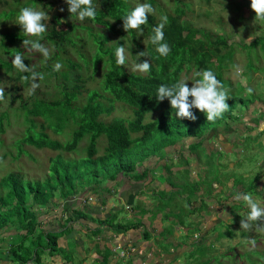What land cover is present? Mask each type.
<instances>
[{
    "label": "trees",
    "instance_id": "obj_1",
    "mask_svg": "<svg viewBox=\"0 0 264 264\" xmlns=\"http://www.w3.org/2000/svg\"><path fill=\"white\" fill-rule=\"evenodd\" d=\"M10 1L14 8L7 11L0 9V24L11 16L18 15L23 7H39L40 5L46 12L50 11L54 0ZM59 1L64 2L66 14H63V19L68 28L59 31V37L48 30L41 40V43L49 45L52 50L51 58L47 62L42 58L43 61H40V64L37 63L36 72L44 74L45 83L43 82L34 94H29L24 100L21 92L27 86L30 87V82L22 77L30 76L31 73H22L16 69V78L22 82L20 85H6L8 88L6 87L5 92L12 93L14 98L12 101L18 100L19 105L16 108H8L9 111L8 109L0 111V133H3L5 127L10 126V119L14 117V112H21L25 129L23 136L14 140L17 157L26 153L22 150L23 146L57 153L48 160L46 172L41 178H26L25 174L16 171H9L4 176H0V231H5L7 227L14 228L19 235L18 240H15L17 244H9L6 254L0 251V256L5 255L16 264H36L39 262L40 255L45 252L48 255L61 253L57 246V239L63 235L64 230L37 231L41 222L38 209L44 208L53 195L57 194L61 200L67 201L86 188L103 189L101 185L105 179H114L120 170L125 173L131 172L133 165H139L144 158L174 144L178 145L187 137L197 138L198 141L189 148L193 154L199 155L201 141L205 136L207 137L209 131H216V126H220L221 131L229 130L230 127L228 128V124L225 123L235 118L240 109L245 111L248 108L242 105L241 99L237 98L238 103H236L232 97V100L227 101L228 111L215 121L209 122L205 115L196 109H192L195 120L179 119L175 116V110L171 109L167 99L157 100L158 87L162 84L175 83L180 79L181 73L193 71L195 74L197 71L210 69L215 72L217 78H220L222 71H227L229 64H233L234 48L231 44L228 45L223 35L194 27L186 21L182 22L185 12L190 11L187 4L175 5L170 10L171 13H167L156 0H138L140 3H150L156 13L149 14L140 35L137 31L129 30L126 33L123 29L121 18L135 7L131 5L130 0H93L97 8V16L94 20L86 18L83 21L68 12L65 0L57 2ZM3 5H7V0H0V7ZM235 6L238 9L241 3L236 2ZM17 7L19 11H15ZM164 15L168 17V23L163 29L164 41L171 49L166 57L160 56L155 50L156 45L150 41L153 35L152 29L161 22L160 17ZM50 21L61 27L57 16L51 15ZM0 37L3 38L0 41V68L4 70V73L14 68L11 61L17 50L23 53L24 63L30 68L34 67L31 64L33 62L31 57L40 53L28 51L22 47V40L35 39L34 37L26 36L21 30L12 32L2 27H0ZM112 37H118V39L110 43ZM252 41L250 46L259 43L264 46V40L262 43ZM118 46L130 48L129 52L132 56L145 52L146 55L137 58L136 62L149 60L150 71L147 73L128 71L125 65L123 67L117 65L115 50ZM240 47L244 50L245 45L241 44ZM71 51L77 55L83 68L72 61ZM212 59L213 62H211ZM57 62L61 63L65 70L62 67L61 72L55 71L54 65ZM214 62L215 65H213ZM249 64L250 62L246 66ZM220 65H224V69L217 71ZM75 67L85 70L86 77H75L68 87L66 84L69 78L68 73L76 69ZM95 79H97L98 89L85 90L86 82ZM49 80L51 84H54L55 93L50 100L44 101V98L39 99L37 94L43 86H47ZM194 80L193 75L191 81L194 82ZM12 81L17 80L12 78ZM36 82L40 83L39 80ZM12 101L5 100L8 106H12ZM257 102L259 101L254 103ZM114 103L129 109L131 116L103 120L102 117L112 113ZM148 113H158V116L153 121L143 123L144 116ZM35 117H41L43 121L36 123L32 119ZM227 118L229 119L226 120ZM50 119L53 121L50 122ZM48 130L54 135H62L65 138L64 141L49 137ZM101 137L105 140V146L102 147V153L97 154V142ZM83 139H86V144L82 157L63 158V154L75 151ZM203 145L202 152L214 154L206 143ZM241 149L243 151L246 148L241 146ZM241 154L242 152L237 155L239 161ZM246 160L248 162L250 156ZM125 165L126 168H123ZM213 204L222 207V203L219 204L218 200ZM226 208L228 217L231 208ZM112 214L115 213L112 212ZM242 217L246 218L245 215ZM180 218V216H174V223L181 222ZM209 229L206 234L209 233ZM253 229L255 230V225ZM188 231L184 235L188 241L185 240L182 243V246L189 249L184 252L185 255L193 259V264H209L210 261L206 260L204 255L200 261L194 258L196 250L192 245L200 246L199 249L202 250L203 242H205L198 237L200 234L196 239H192L193 232L199 233L200 229L194 226ZM232 236L231 232H226L215 241Z\"/></svg>",
    "mask_w": 264,
    "mask_h": 264
},
{
    "label": "rangeland",
    "instance_id": "obj_2",
    "mask_svg": "<svg viewBox=\"0 0 264 264\" xmlns=\"http://www.w3.org/2000/svg\"><path fill=\"white\" fill-rule=\"evenodd\" d=\"M57 1L58 0H54L52 2L51 10L47 11V13L49 17L51 15L57 16L58 22H60L61 27L59 28L56 25V23H52L49 19L48 21L49 25L47 31L50 30L54 35L59 37L58 32L59 31L61 32V30H66L68 27L65 24L66 21L63 19V14L64 13L66 14L65 12L66 8L64 6V2L61 1L57 2ZM156 1L160 5V7L167 13L168 12L171 13L170 10L175 5H180L181 3L187 4L189 6L190 11L185 12L184 17H182V22L185 23L186 21L189 24L193 25L194 27L204 28L214 34L217 33L221 34L226 38L228 45L231 44L233 46L234 48V52L232 55L233 64H229L228 70L222 71V73L220 74V78L217 79H219L226 87L230 89L231 100L232 97H234L233 101L238 103L237 98L241 99L242 105L248 107L250 111V114H248L247 110H245V113L248 114L249 118L251 119H247V118L242 119L240 113L239 115H236L238 116L236 124L234 123L230 124V120H228V125H227L228 128L234 127L235 129L242 131L241 134L243 135L244 133H248L249 134L248 136L250 137L248 139H241L242 141H240L241 142L240 145L246 149L242 151V154L240 155L241 160L239 162L233 163L234 162L233 160H235V158L233 157L231 158L230 156L222 158L219 155H214L213 153L208 154V156L212 155L217 159L219 158V160H217L218 165H225L227 169L229 165L231 166L234 165V167L241 165L242 168L235 169L234 167H232L231 169H229V171H225L221 166H207V168H205L203 175L207 178V181L210 183L214 182V184L223 183V185L225 184L228 185V187H224V189L221 191L225 196L227 195L226 194L227 192H230L233 189H235V191H240L242 185L244 191L253 190L254 188L258 189L256 193L252 194L253 198L256 199L257 201L264 202V132H262L261 134H259L258 132H254V128L252 127V124L248 126H244L242 122V121L244 122L250 121V123H252V121L254 120L255 129L264 131V46L260 43L250 46L252 40H253L252 42L255 41L257 42L261 41V43L263 42L264 21L255 20V14L252 12L250 8V0H247L248 2L246 6H243V2H241L242 0H209L208 2H205L204 0H156ZM239 1L241 3V7L236 9L235 3ZM11 2L12 1L7 0V5L1 6L0 9L4 11L13 9L14 5ZM130 2L132 6H136L137 4H140L138 0H130ZM15 11H19V7H17ZM153 14L155 15L156 13L154 12ZM16 21H17V15H13L7 21L1 23L0 27L12 32H18L19 30L22 31L20 26L16 24ZM45 23H47V21H45ZM2 33L6 34V32H2ZM116 39H118V37H112L110 43ZM241 44L245 45L244 50L242 47H240ZM46 47H49L51 49L49 45H47ZM125 48L130 49L126 46ZM70 55L72 61L75 64L77 63L78 65H80L81 68H83L77 58V55H74L72 51L70 52ZM31 58L33 61L31 62V64L34 66L32 67L36 71L38 69L37 63L40 64V61H43L42 60L43 56L37 54L36 56L32 55ZM35 59L36 61H34ZM136 61H137V54L134 56H132V54L128 55L125 63L126 69L128 71H132L133 65L137 63ZM213 61L214 60L212 59L211 62ZM248 62H250V64L246 66ZM213 65H215V62ZM235 65H239L243 69L242 77H235L234 75ZM223 67L224 65H220L217 71L222 70ZM75 68L76 69H73L68 73L69 78L66 81L68 87L69 85H71L75 77L77 76L81 78L86 77L85 70L77 67ZM15 70L16 68L14 67L11 71L4 73V70L0 68V86L4 87V90L10 84L13 85L21 84L22 80H18L19 78L18 79L16 78L17 75ZM63 70H65L64 67ZM59 71L61 72V70ZM135 72H139V71H135ZM98 73H100V71H98ZM193 75H194L193 71H191L190 73H181L180 79L187 78L188 79L187 84L189 87H191L193 83L191 81ZM12 78L16 79L17 81H12ZM44 81L46 80L44 79L39 80L40 82L39 85L40 86L43 85ZM58 81H60L59 76H58ZM96 82L97 79H95L94 81L93 80L87 81L86 84L84 85L85 90L88 89L97 90L98 85ZM53 85L54 84H51V81L49 80L47 86H43L41 90L38 92L37 97L39 99L43 97L44 101L50 100L51 96L54 95L55 93ZM249 87L253 89L251 94H248L246 91V89ZM5 93H6L7 102L14 100L12 93L10 92H5ZM8 94H10V101L8 100ZM29 94H30V87L27 86L21 92V95L25 100ZM253 100L254 102L255 101H259V102L254 103L252 102ZM12 102H13L11 104L12 106H8L5 101L0 102V111L8 108L11 109L12 107L16 108L19 105L18 100ZM250 102L251 105H249ZM83 103L84 101L82 102V104ZM257 111H259V114L255 116ZM157 114L158 113L146 114L144 116L143 123L153 121L155 118H157L158 116ZM130 116H131V112L129 111V109L125 108L124 106L121 107V105L114 103V109L112 113H110L106 117H102V119L105 121H109L111 118H116V117L129 118ZM32 119L36 123H41L43 121L41 117H35ZM49 121L51 122L53 120L50 119ZM216 127H218L216 130L219 131L217 132V136L219 137L220 135H222V131H221L222 129L220 126H216ZM247 128H251L253 131H248ZM24 129H25V123L22 120L21 112L15 111L14 117L10 119V126L5 127L3 133H0V142H1L0 176H4L9 171H16L25 174L26 178L27 177L31 179L41 178L46 172L48 160L51 157H53L55 154H57L56 152H52L46 149L36 150L30 146H23L22 150L23 152L26 151V153H22L20 156L17 157L14 146V140L20 139L23 136ZM47 134L49 135V137L53 139H58L60 141H64L65 139L62 135H54L49 130L47 131ZM225 134H226L225 139H227V141L228 140L237 141L239 140L241 135V134L238 135L237 131L234 132L228 130L225 132ZM85 144H86V139L81 140L78 146L76 147L75 151L71 153L63 154V158L78 159L82 157L84 155L83 148ZM104 146H105V140L103 137H101L97 142V148H98L97 154L102 153V147ZM203 148H204L203 145L199 146L198 151L200 152V155L198 157H194V155H191L190 153L187 154L186 151L184 150L181 154V158H179L178 147L176 144L175 147L172 148L171 153L169 152L170 161H171L170 162L171 164L169 163V165H195L194 159H196L201 172H202V165H217L216 162L211 164V162L206 158V156L202 152ZM234 149L237 154L241 153L242 149L236 147L235 144H234ZM185 153L186 156H184ZM248 156H250V160L247 162L246 158ZM152 161H154V159H152V155L150 157H146L143 160L144 163L143 165H146L147 162L151 163ZM199 176H201V173H198V177ZM178 179L179 181H183L186 179V176L182 174ZM232 180L235 186H233ZM238 183H240L241 185ZM255 184L257 187L254 186ZM84 188L86 187L84 186ZM103 193L105 194L103 190L99 191L97 188L90 193V195H92L95 198V202H93L95 205L100 204L98 196H104ZM111 194L112 193H109L108 195ZM56 197H58L57 194ZM76 197L77 196H75V198ZM77 199L79 198L77 197ZM80 202L82 201H79V203ZM226 206L229 209L231 208L229 211L231 212L230 213L231 216L230 215L228 217L223 216L221 210H219L220 211L219 213L221 214H217V213L212 214L213 217H217V220L214 221L215 224L211 229H209L208 234H206L207 232L205 234L203 232L200 234L202 235L201 238L205 241L203 242V249L200 250L199 249L200 246L195 247L192 245L193 249L196 250V254L194 258H197V260L200 261L204 255V258L210 261L209 264H264V232H259L254 229H252V231H246L240 228V221L243 219L242 216L245 215L247 217L248 212H246V210L248 209V207L243 201L242 202L231 201L228 202ZM234 207L236 208L233 209ZM170 208L176 214L179 213L180 217H183L186 206L182 204H178L175 207H170ZM62 211H65V209H63ZM62 211H60L59 213L56 212L49 215V214H44V209L41 208L38 209L39 213L44 214L45 221L47 222L52 221V224L50 225L54 224L53 221H57L56 225H58L59 222L62 223L65 222L63 221L65 219L63 218L64 214H61ZM159 211L162 212V210H159V208L157 209L156 207V209L153 211L151 216L155 218ZM96 214L98 218L103 213L102 212L99 213L98 211V213ZM39 217H41L40 214ZM170 221L174 223V220L170 219L167 223V227L171 229L172 224L170 223ZM206 226H208V224L205 225L204 227ZM7 230L14 231L17 233V231L14 228L7 227ZM5 231L1 230L0 233L2 234ZM226 232H231L233 236L231 238L222 237L218 241H215L220 235L223 236L224 233ZM92 239H94V237H92ZM184 240L188 241V239H186L185 236H184ZM249 240H255V245L253 246L252 244H250ZM73 245L80 246V241L75 240ZM156 247L158 248V251L166 252L165 245H163L162 243L156 242ZM186 251L187 249L181 251L180 263L193 264V259L188 257V255H185L184 252ZM117 254H119V251H117ZM115 262L116 264H120L121 258L115 260Z\"/></svg>",
    "mask_w": 264,
    "mask_h": 264
},
{
    "label": "crops",
    "instance_id": "obj_3",
    "mask_svg": "<svg viewBox=\"0 0 264 264\" xmlns=\"http://www.w3.org/2000/svg\"><path fill=\"white\" fill-rule=\"evenodd\" d=\"M241 116L243 119V115ZM234 121L230 119V122ZM226 131H222L220 139L216 134L219 131H210L207 137L205 136L201 141V145L206 143L214 151L215 149L212 147V143H214L220 147L221 153H223L222 158L230 156L235 158V160L232 159L233 163L239 162L234 144L236 147H240L241 139H248L250 136L248 133L243 135L242 131L232 127L228 131H237L238 135L241 134L240 138L237 141H227L225 139ZM254 132L256 131L254 130ZM182 140L177 145L178 152L179 149H182L187 154L192 152L189 146L198 141L194 137ZM175 145L156 152L152 155L154 161L151 163L149 161L143 165V159L139 165H133L131 172L125 173L120 170L114 179H105L101 185L104 188L98 189L105 192L104 196H98L99 205L93 203L95 198L90 195L93 190L89 189L80 191L67 201L61 199L60 201L56 196L51 198L47 205L41 209H44V214L49 215L65 209L61 212L64 214L63 221L65 222H59L56 225L57 221H53L54 224L50 225L52 221H45L44 214L40 213L41 222L37 231L64 230L63 235L57 239V246L61 253L56 252L48 255L45 252L40 255L39 262L36 264H116L115 260H118L116 247L127 253L126 257L121 259L120 264H181V251L187 249L186 246H182L185 241L184 235L189 232V228L194 226L200 229L199 234L208 231L209 227L213 225L212 222L216 221L212 214L220 212L218 207L214 208L213 203L220 200L221 191L228 185L210 183L203 175L207 166L221 165H202V172L196 159L195 165H169L171 162L169 152L171 153ZM205 156L213 163L218 160L208 154ZM221 167L223 170L229 171L234 165H229L228 169L225 165ZM123 168H126V165ZM234 168L238 169L242 166L238 165ZM198 173H201V176L198 177ZM182 174L186 176V179L179 181L178 178ZM109 193L112 194L108 195ZM235 193H237L235 190L227 192V200H232L230 196ZM79 201L82 202L79 203ZM61 202L64 206L60 207ZM178 204L185 205L186 209L183 217L180 218L181 222L170 221L172 224L170 229L167 227L168 221L174 216H180L170 207H175ZM156 207L162 212L159 211L153 218L151 214ZM211 208L213 209L211 210ZM98 211L103 214L97 218ZM112 212L115 214L113 215ZM110 220L111 222H109ZM207 224L208 226L204 227ZM0 236V251L3 252H6L9 244H17L15 240L17 241L19 238L18 233L7 229L2 234L0 233ZM75 240L80 241V246L73 245ZM156 242L165 245L166 252L158 251ZM10 260L5 255L0 256V264H16Z\"/></svg>",
    "mask_w": 264,
    "mask_h": 264
},
{
    "label": "clouds",
    "instance_id": "obj_4",
    "mask_svg": "<svg viewBox=\"0 0 264 264\" xmlns=\"http://www.w3.org/2000/svg\"><path fill=\"white\" fill-rule=\"evenodd\" d=\"M241 2H243V6H246L248 1L242 0ZM65 3L68 5V12L72 15H75L80 21H83L86 18L94 20L97 16V8L96 6H94L93 0H65ZM250 8L255 14V20L264 21V0H250ZM154 12L155 9L150 3L137 4L132 10L126 12L121 18L123 20L124 31L127 33L129 30H134L141 35L142 26L147 23L149 14H153ZM49 19L50 17L48 13L44 11L43 8L39 5V7L29 6L21 8L17 15L16 21V24L20 26L22 32L26 36L35 38L22 40V47H25L28 51H35L40 53L43 56L45 62H47L52 55V50L41 43V40H43L44 34L48 29ZM45 21H47V23H45ZM160 21L161 22L152 29L153 35L150 37V41L153 45H156V52L160 56L166 57L171 51L169 44L164 41L163 33V29L168 23V17L166 15L161 16ZM2 40L3 38L0 37V41ZM128 55H130L129 49H126L124 46H118L115 50L117 65L123 67L126 63ZM145 55V52H140L137 54V58L139 59L140 57H144ZM24 60L25 58L23 53L17 50L13 56L11 63L18 71L22 73H31L30 76L26 75L22 78L25 81L30 82V94H34L35 90L40 86L36 81L43 80L45 76L43 73H38L34 69L26 65L24 63ZM62 67L63 65L57 62L54 65V70L58 71ZM150 69L151 64L147 59L133 65V70L139 71L141 73H147L150 71ZM234 75L235 77L243 76V69L239 65L234 66ZM194 76L195 80L192 83L191 87H189L187 84V78H181L171 85H160L157 89L156 98L158 101H164L165 99H167L169 101L171 109L175 110V116L179 119L195 120L196 117L194 116L192 109H196L205 115L207 121H215L229 109L227 101L231 99L230 89L226 87L219 79H217L215 72L210 69L197 71ZM246 91L248 94H251L253 89L249 87L246 89ZM5 100L6 93L4 87L0 86V102H4ZM8 100L10 101V94H8ZM246 110L248 114H250L249 108H247ZM240 113L241 115H243V118L251 119L244 110L240 109L237 112V115H239ZM258 114L259 111L256 112L255 116H257ZM237 117L238 116L235 115V118H233L235 120L234 122L237 121ZM228 119L229 118H227L226 120ZM242 122L244 126L252 124L253 127L254 124V120L252 121V123H250V121ZM225 124H228V121ZM229 129H232V127H230ZM247 130L253 131L251 128H247ZM254 130L258 132L257 129L254 128ZM262 132L264 131L262 130L258 133ZM212 147L216 152L215 153L213 151L214 155L220 154L219 156L222 157L223 153H221L220 147L214 145V143L212 144ZM239 148L241 149V145ZM182 152L183 150L179 149V157L181 156ZM189 153H191V155H194V157H198L197 155L193 154V152ZM203 153L204 155L207 154V152ZM213 158L217 159L216 157ZM212 163L213 162H211V164ZM216 164L218 165L217 162ZM254 186L257 187L256 184ZM257 190L258 189L254 188L253 190L244 191L241 185V190L237 191V193H235L233 196H230L232 198V200L230 201H243L249 209L246 210V212H248L247 217L240 221V228L246 231H252L253 225H255L256 231L264 232V202L257 201L253 198L252 195L256 193ZM55 196L56 194L52 196V199ZM58 199L60 200L59 197ZM218 201L219 204L222 203V207L213 204L214 208L218 207V209L220 210L223 209L221 210V212L223 213L222 215L227 216L228 214L226 213L225 209H227L226 204H228L229 200H227V196H225L223 192L220 200ZM61 206L62 202L60 204V207ZM212 209L213 208H211V210ZM215 218L217 220V217ZM198 234L199 233L193 234L192 239H196ZM198 237H202V235ZM189 241L191 242L192 240ZM249 243L254 246L255 240H249Z\"/></svg>",
    "mask_w": 264,
    "mask_h": 264
},
{
    "label": "built area",
    "instance_id": "obj_5",
    "mask_svg": "<svg viewBox=\"0 0 264 264\" xmlns=\"http://www.w3.org/2000/svg\"><path fill=\"white\" fill-rule=\"evenodd\" d=\"M116 249L119 251V254H116L117 255V259H119V258H125L126 257V251H124L123 249H118L117 247H116ZM123 264H127V263H123Z\"/></svg>",
    "mask_w": 264,
    "mask_h": 264
}]
</instances>
